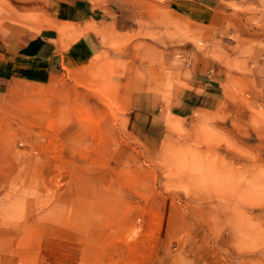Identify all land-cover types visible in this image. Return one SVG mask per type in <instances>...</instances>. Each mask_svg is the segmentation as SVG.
Listing matches in <instances>:
<instances>
[{
	"label": "rangeland",
	"instance_id": "obj_1",
	"mask_svg": "<svg viewBox=\"0 0 264 264\" xmlns=\"http://www.w3.org/2000/svg\"><path fill=\"white\" fill-rule=\"evenodd\" d=\"M68 1L0 0V264H264V0Z\"/></svg>",
	"mask_w": 264,
	"mask_h": 264
},
{
	"label": "crops",
	"instance_id": "obj_2",
	"mask_svg": "<svg viewBox=\"0 0 264 264\" xmlns=\"http://www.w3.org/2000/svg\"><path fill=\"white\" fill-rule=\"evenodd\" d=\"M172 9L188 13L190 6L197 5L196 0H168ZM72 5V11L74 14L80 12V9L85 5H88L86 0H70L68 1ZM48 36L38 34L26 42L20 44L17 48L16 55L19 59H43L47 62V65L54 62L58 55L56 47L49 42ZM160 203L151 202L148 206V212L152 213L158 211ZM160 222L156 220H146L143 222L141 232L128 244L125 250L121 254V264H154L160 257V251L162 247V239L157 234V227ZM160 235V234H159ZM47 242H44L40 246V251L43 254L50 252V248H47ZM69 254H65L66 261L69 264H78L81 258V247L78 244H70ZM52 253H56L55 247L52 248ZM48 251V252H47ZM49 255V254H48Z\"/></svg>",
	"mask_w": 264,
	"mask_h": 264
}]
</instances>
